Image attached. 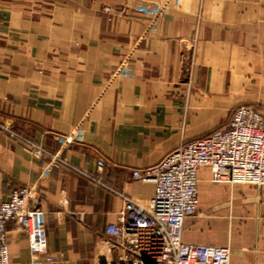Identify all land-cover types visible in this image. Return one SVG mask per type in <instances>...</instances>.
<instances>
[{
  "label": "crops",
  "instance_id": "obj_1",
  "mask_svg": "<svg viewBox=\"0 0 264 264\" xmlns=\"http://www.w3.org/2000/svg\"><path fill=\"white\" fill-rule=\"evenodd\" d=\"M241 106L264 109V0H0V124L88 175L103 160L108 187L0 127V201L31 191L30 233L8 225L10 264L128 260L105 235L124 206L112 190L148 204L154 185L132 172ZM198 187L183 240L264 264V189L213 183L207 167Z\"/></svg>",
  "mask_w": 264,
  "mask_h": 264
},
{
  "label": "built area",
  "instance_id": "obj_2",
  "mask_svg": "<svg viewBox=\"0 0 264 264\" xmlns=\"http://www.w3.org/2000/svg\"><path fill=\"white\" fill-rule=\"evenodd\" d=\"M0 127L12 140L23 143L31 156L77 172L95 183L102 182L104 161L98 160L96 176L72 165L61 151H54L24 137L8 126ZM207 167L216 184L251 185L264 189V109L236 108L229 121L208 135L182 143L156 165L134 170L132 177L154 185L148 204L112 190L122 198L123 210L105 235L119 240L129 255L126 261L106 264H230V249L186 243L185 220L199 208V170ZM108 188V187H107ZM31 191L15 189L0 201V264H10L8 225L28 235L31 230ZM53 257L47 258L52 263Z\"/></svg>",
  "mask_w": 264,
  "mask_h": 264
}]
</instances>
